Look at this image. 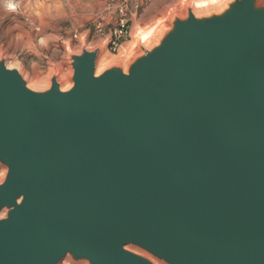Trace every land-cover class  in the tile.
I'll list each match as a JSON object with an SVG mask.
<instances>
[{"label": "water", "instance_id": "95a60500", "mask_svg": "<svg viewBox=\"0 0 264 264\" xmlns=\"http://www.w3.org/2000/svg\"><path fill=\"white\" fill-rule=\"evenodd\" d=\"M104 42L45 85L0 54V264H264V0Z\"/></svg>", "mask_w": 264, "mask_h": 264}, {"label": "rangeland", "instance_id": "374dc122", "mask_svg": "<svg viewBox=\"0 0 264 264\" xmlns=\"http://www.w3.org/2000/svg\"><path fill=\"white\" fill-rule=\"evenodd\" d=\"M186 0H0V54L30 82L48 83L53 70L67 80L68 53L105 40L98 67L125 59L137 36L164 20ZM204 5L213 0H192ZM11 5V6H9ZM119 18L130 26V38L117 53L106 36ZM5 172L0 165V178Z\"/></svg>", "mask_w": 264, "mask_h": 264}, {"label": "built area", "instance_id": "2783aa9c", "mask_svg": "<svg viewBox=\"0 0 264 264\" xmlns=\"http://www.w3.org/2000/svg\"><path fill=\"white\" fill-rule=\"evenodd\" d=\"M130 34L131 30L128 21L125 18H119L109 29L106 36L108 51L117 53L123 42L130 38Z\"/></svg>", "mask_w": 264, "mask_h": 264}, {"label": "bare ground", "instance_id": "6f19581e", "mask_svg": "<svg viewBox=\"0 0 264 264\" xmlns=\"http://www.w3.org/2000/svg\"><path fill=\"white\" fill-rule=\"evenodd\" d=\"M101 51H102V49H101ZM101 51H100V53H101ZM99 56H100V54H99ZM33 81H34V83H39V82H37V81L35 82V80H33ZM67 84H69V83L67 82Z\"/></svg>", "mask_w": 264, "mask_h": 264}, {"label": "snow or ice", "instance_id": "6c2138e0", "mask_svg": "<svg viewBox=\"0 0 264 264\" xmlns=\"http://www.w3.org/2000/svg\"><path fill=\"white\" fill-rule=\"evenodd\" d=\"M9 6H11V5H9Z\"/></svg>", "mask_w": 264, "mask_h": 264}]
</instances>
